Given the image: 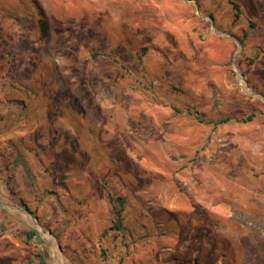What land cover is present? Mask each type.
<instances>
[{"label":"rangeland","instance_id":"1","mask_svg":"<svg viewBox=\"0 0 264 264\" xmlns=\"http://www.w3.org/2000/svg\"><path fill=\"white\" fill-rule=\"evenodd\" d=\"M54 263L264 264V0H0V264Z\"/></svg>","mask_w":264,"mask_h":264},{"label":"trees","instance_id":"2","mask_svg":"<svg viewBox=\"0 0 264 264\" xmlns=\"http://www.w3.org/2000/svg\"><path fill=\"white\" fill-rule=\"evenodd\" d=\"M232 7L236 11L239 9L238 8V5L236 3H233V2H232ZM237 12H239V11H237ZM38 21H39V30H40V32H41L42 35H45V32H46V24H45V22H44L43 19H38ZM250 26L253 27V26H255V24L254 23H251ZM110 199H112V198L110 197ZM116 213H118V211H116ZM119 224H120L119 223V220L118 219H115V221H114L115 228H118L119 227ZM34 233H35V231L34 230H31L30 233H29V236H32Z\"/></svg>","mask_w":264,"mask_h":264},{"label":"bare ground","instance_id":"3","mask_svg":"<svg viewBox=\"0 0 264 264\" xmlns=\"http://www.w3.org/2000/svg\"><path fill=\"white\" fill-rule=\"evenodd\" d=\"M55 254V253H54ZM55 264V263H54Z\"/></svg>","mask_w":264,"mask_h":264}]
</instances>
